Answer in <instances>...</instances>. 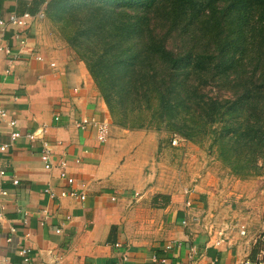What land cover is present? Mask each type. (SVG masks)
I'll return each mask as SVG.
<instances>
[{
  "label": "crops",
  "instance_id": "0c3cea01",
  "mask_svg": "<svg viewBox=\"0 0 264 264\" xmlns=\"http://www.w3.org/2000/svg\"><path fill=\"white\" fill-rule=\"evenodd\" d=\"M45 1L0 0V18L35 16ZM41 24L35 20L26 29L8 25L0 30V44L7 49L0 51V105L21 134L11 142V129L0 121V147L7 145L0 151V190L6 192L0 194V264H243L260 259L264 239L210 224L201 186L165 191L152 171L145 173L158 152L155 135L114 127L85 65L68 50L53 48ZM84 118L108 122L105 143L98 142L91 126L79 127ZM40 130L41 139H26ZM42 139L54 164L48 171L40 160ZM60 161L66 164L64 178L56 165ZM63 190L84 199L57 198ZM20 250L27 252L26 260Z\"/></svg>",
  "mask_w": 264,
  "mask_h": 264
},
{
  "label": "trees",
  "instance_id": "16d2710c",
  "mask_svg": "<svg viewBox=\"0 0 264 264\" xmlns=\"http://www.w3.org/2000/svg\"><path fill=\"white\" fill-rule=\"evenodd\" d=\"M45 2L114 125L143 129L146 114L210 139L233 175H264V0Z\"/></svg>",
  "mask_w": 264,
  "mask_h": 264
},
{
  "label": "rangeland",
  "instance_id": "374dc122",
  "mask_svg": "<svg viewBox=\"0 0 264 264\" xmlns=\"http://www.w3.org/2000/svg\"><path fill=\"white\" fill-rule=\"evenodd\" d=\"M40 21L41 31L49 44L53 48L68 50L75 60H79L45 16ZM140 119L137 118L142 121ZM148 120L145 114V127L129 130L153 134L158 142V152L145 173L152 171L154 182L162 185L165 191L177 188L194 191L201 186L204 191L202 194L207 197L205 205L210 224L217 228L227 226L230 230L242 231L246 235L255 234L258 240L264 239V175L241 179L233 175L210 149V139L205 137L187 141L176 132L147 123ZM174 138L178 141L176 146L171 145Z\"/></svg>",
  "mask_w": 264,
  "mask_h": 264
},
{
  "label": "built area",
  "instance_id": "2783aa9c",
  "mask_svg": "<svg viewBox=\"0 0 264 264\" xmlns=\"http://www.w3.org/2000/svg\"><path fill=\"white\" fill-rule=\"evenodd\" d=\"M44 18V13L39 12L37 13L35 16H31L28 13H23V14H11L8 18L7 21H4L2 18H0V30L5 31L6 30V26H14L16 28L19 29H26L28 27V25L31 22L36 21H40ZM1 33H0V42H1ZM6 51L7 49L4 48V46H1L0 44V51ZM38 61H41V57L37 58ZM51 67L54 66V64H50ZM0 121L6 122V125L8 126L9 129H11L10 132V140L11 142H14L15 140H17L20 137V132L16 129L17 123L15 120H11L8 118V113L6 112V110L4 108H2V106L0 105ZM86 126H91L92 128H94L96 130V138L98 140V142L100 143H105L108 140V136H109V124L107 121H96L93 118H84L82 120H80V124L79 127L81 128H85ZM43 130L31 133V134H27L25 137L29 142H34L37 139H41L43 137ZM42 149H41V154H40V160L43 164V168L45 170H51L54 167V164L52 163L51 160V151H50V146L49 144L44 141L42 139ZM178 144L177 139H172L171 140V145L172 146H176ZM7 148V145H3L0 147V151L3 152L5 151ZM57 166H59V168L61 169V173H60V177L64 178L65 177V162L64 161H60L58 162V164H56ZM0 175H3V172H0ZM67 182L68 184H72L73 180L71 178H67ZM13 184H17V181H13ZM6 192L5 191H1L0 190V194L4 195ZM48 193V192H47ZM51 198H54V194H52L51 192H49L48 194ZM64 197H73V198H79L80 200L84 199L83 195H78L75 191H65L63 190L62 192H60V194L57 196V198H64ZM117 246V245H116ZM26 251L25 250H20L19 254L25 258L26 260ZM259 258L257 259L256 262H245L243 264H264V253L260 252L259 253Z\"/></svg>",
  "mask_w": 264,
  "mask_h": 264
}]
</instances>
